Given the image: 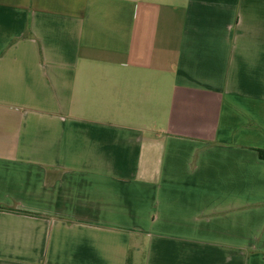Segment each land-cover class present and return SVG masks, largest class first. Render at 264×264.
Segmentation results:
<instances>
[{
  "label": "crops",
  "instance_id": "obj_1",
  "mask_svg": "<svg viewBox=\"0 0 264 264\" xmlns=\"http://www.w3.org/2000/svg\"><path fill=\"white\" fill-rule=\"evenodd\" d=\"M260 151L264 0H0V264H264Z\"/></svg>",
  "mask_w": 264,
  "mask_h": 264
},
{
  "label": "trees",
  "instance_id": "obj_2",
  "mask_svg": "<svg viewBox=\"0 0 264 264\" xmlns=\"http://www.w3.org/2000/svg\"><path fill=\"white\" fill-rule=\"evenodd\" d=\"M259 154L262 158H264V151H260Z\"/></svg>",
  "mask_w": 264,
  "mask_h": 264
},
{
  "label": "rangeland",
  "instance_id": "obj_3",
  "mask_svg": "<svg viewBox=\"0 0 264 264\" xmlns=\"http://www.w3.org/2000/svg\"><path fill=\"white\" fill-rule=\"evenodd\" d=\"M141 258V257H140ZM137 262V261H136ZM136 264V263H135Z\"/></svg>",
  "mask_w": 264,
  "mask_h": 264
}]
</instances>
